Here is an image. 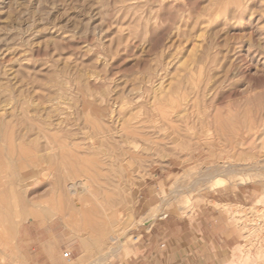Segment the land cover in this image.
I'll list each match as a JSON object with an SVG mask.
<instances>
[{"label":"rangeland","instance_id":"rangeland-1","mask_svg":"<svg viewBox=\"0 0 264 264\" xmlns=\"http://www.w3.org/2000/svg\"><path fill=\"white\" fill-rule=\"evenodd\" d=\"M154 241L264 264V0H0V264Z\"/></svg>","mask_w":264,"mask_h":264},{"label":"crops","instance_id":"crops-1","mask_svg":"<svg viewBox=\"0 0 264 264\" xmlns=\"http://www.w3.org/2000/svg\"><path fill=\"white\" fill-rule=\"evenodd\" d=\"M216 225V224H215ZM204 231H206L205 233V237L208 239V241H216L218 242L219 240L221 242H226L227 240H229V236L228 235H224L223 237H221V235H223L222 232H220L221 230H218L217 226H206L204 228ZM231 239H233V234L231 235ZM153 248L151 249V253L153 254V257L151 260H142L141 263H137V264H163V261L159 260V253H162L161 251V247H159V245H157V241H154L153 243ZM172 253L170 252L168 257L171 258V262L170 264H190L189 258L188 257H182V258H175V256L171 255ZM31 260L35 261L37 264H44V261L41 259V257L39 256V254L37 252L31 254Z\"/></svg>","mask_w":264,"mask_h":264},{"label":"bare ground","instance_id":"bare-ground-1","mask_svg":"<svg viewBox=\"0 0 264 264\" xmlns=\"http://www.w3.org/2000/svg\"><path fill=\"white\" fill-rule=\"evenodd\" d=\"M215 126V125H214ZM103 130V129H102ZM100 133V132H99ZM104 138V137H103ZM97 139V138H96ZM249 169V168H248ZM232 172V171H231ZM217 174V173H216ZM219 177H221V178H218L217 179V177H216V181H217V183L218 184H221V185H223V184H225L226 182H227V180H226V178H224V177H222V176H219ZM214 179V178H213ZM79 181V180H78ZM66 185V184H65ZM86 186H88L87 184H86V181L84 182V181H79V182H71V184L68 186L69 187V190H70V192H72V193H75L76 191H81L80 190V188H85ZM88 188V187H87ZM65 191H67V190H64L63 192H65ZM84 191H85V189H84ZM80 193V192H79ZM86 193H87V191H86ZM65 194H66V192H65ZM78 194V193H77ZM84 194V193H83ZM73 195V194H72ZM66 197V196H65ZM72 198H74V197H72ZM75 199V198H74ZM73 199V200H74ZM67 200V199H66ZM72 201V200H71ZM75 201H76V199H75ZM70 203V202H69ZM76 204V203H75ZM20 217V216H19ZM18 217V218H19ZM17 219V218H16ZM15 219V220H16ZM19 221H20V218L18 219ZM16 222V221H15ZM18 223V222H17ZM15 224V223H14ZM117 235H115V237H116ZM111 237H113V236H111ZM111 239V238H110ZM116 241V240H115Z\"/></svg>","mask_w":264,"mask_h":264},{"label":"built area","instance_id":"built-area-1","mask_svg":"<svg viewBox=\"0 0 264 264\" xmlns=\"http://www.w3.org/2000/svg\"><path fill=\"white\" fill-rule=\"evenodd\" d=\"M62 256L64 259H66L67 261H71L73 260V252L71 249H64L62 251Z\"/></svg>","mask_w":264,"mask_h":264}]
</instances>
